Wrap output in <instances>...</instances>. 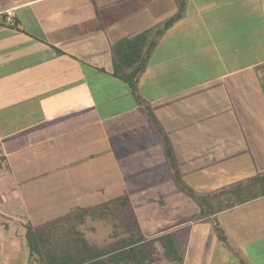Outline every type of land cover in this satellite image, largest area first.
Listing matches in <instances>:
<instances>
[{
	"label": "crops",
	"instance_id": "obj_1",
	"mask_svg": "<svg viewBox=\"0 0 264 264\" xmlns=\"http://www.w3.org/2000/svg\"><path fill=\"white\" fill-rule=\"evenodd\" d=\"M184 1V15L156 38L137 92L149 94L146 90L154 83L161 87L174 75L183 105L190 103L201 85L214 96L208 107L217 113L212 110L214 115L199 136L170 134L180 129L178 114L172 116L171 107L155 101L144 104L164 128L177 166L192 168L188 173L179 170L193 190L204 194L264 173V0ZM178 10L176 0H0V206L16 198L14 187L19 183L14 175L29 159L40 160L43 167L44 160L57 156L65 165L68 160L92 159L102 152L114 160L111 174H118L120 167L128 166L118 159L134 161L130 166L143 169L151 166L148 160L162 156L158 137L144 132L148 120L142 106L114 72H132L156 32ZM225 19L226 24L218 27L217 21ZM201 46L204 50L212 47L213 53H206L205 58L212 56L220 63L219 70L212 65L215 71L206 75L203 84L184 69L190 63L193 70L191 58L197 57ZM198 116L191 109L190 124L202 122ZM201 142L207 158L197 157ZM141 160L145 163L138 164ZM160 164L155 161L152 168ZM37 169L41 174L48 172ZM8 173L13 177H7ZM137 203L131 202L134 207ZM0 215V231L24 240L21 228L11 229L19 216ZM189 215L181 212L166 222L185 224ZM217 221L229 247L220 242L212 222L190 223L180 236L187 243L182 264H186L184 258L193 259L187 264H210L209 258L215 255L231 262L237 259L231 248L245 255L243 250L249 246L251 253L254 246L256 253L262 250L254 262L264 264V198L223 212ZM182 226L150 235L173 229L180 232ZM217 244L221 246L200 248ZM190 245L195 252L190 253ZM24 250V261L14 260L15 264L26 263Z\"/></svg>",
	"mask_w": 264,
	"mask_h": 264
},
{
	"label": "rangeland",
	"instance_id": "obj_2",
	"mask_svg": "<svg viewBox=\"0 0 264 264\" xmlns=\"http://www.w3.org/2000/svg\"><path fill=\"white\" fill-rule=\"evenodd\" d=\"M217 24L218 27L222 28L226 24V19L217 21ZM196 37L198 39L196 41L202 44L201 37ZM208 43L211 44V42ZM222 43L223 41L221 44ZM204 48L205 47L202 46L200 48L198 47L197 57L191 58V60H194L196 68L194 67V62L192 65L193 70L190 68V63H187V68H184L185 71L193 73V78L196 76L195 80L199 84H203L205 80L207 81L209 72L215 71V69L213 70V64H215L217 70H219L220 67L218 59H213L212 56L210 59L205 58L206 53H213V48L208 47L209 50H204ZM165 51L167 55L168 50L166 49ZM154 56L156 57V54H154L153 57ZM211 60L213 63L209 62ZM194 69H196L197 73ZM206 75L208 76L206 77ZM177 80L178 78H174L173 75L171 78H167L161 87L158 83H154V86L146 90L149 94L139 95L138 92L137 94L146 106L153 104V101H155L157 105L165 104L171 107L172 109L169 113H171L172 116L176 113L178 114L179 117H177L180 129H172V131L169 132L170 134H177L179 132L182 133V137L203 135L207 124L209 125V117L214 115L212 112L213 109H209L210 105L214 102V96L206 94L205 86L201 85L198 90L199 93L195 94L193 92L195 96L190 97L191 101L195 100L194 107H190L191 101L183 105L182 101H185L183 97L178 95L180 94V89L174 86ZM208 99L212 102L210 103ZM182 105L184 107H180ZM218 107L219 106L216 105L214 108L217 109ZM191 109H193L194 114H199L197 117L198 121L202 119V122H198V124L195 123L197 124L195 127H189L195 125L190 124ZM215 113L217 112L215 111ZM201 125L203 127H201ZM160 128L164 131L163 127ZM144 132L153 133L149 122L148 125L144 127ZM198 148V155L195 154L194 156L196 157L197 155V157L207 158L202 142L198 144ZM175 155H173V160L175 162V169L179 173L180 180L186 188L192 189L188 177L183 176V173L192 171V168L183 169L178 167ZM162 156H158L156 160H148V162L146 160L151 166L148 168L144 166L143 169L130 166V164H134V161H130L126 158L122 159V161L118 159L119 163L123 162V164L128 165L127 167H120L118 174H111L113 170L110 169V164L111 162L113 163L114 160L107 158L102 152L97 153L96 158L92 159L88 158L86 160L83 158L68 160L69 162L65 165L60 163L57 156L50 158L51 160H44L43 167H41L40 160L29 159L23 163L21 168L16 170L19 175H14L13 180L19 183L14 187L16 189L14 192H17L15 195L16 198L5 201L2 206H0V213L8 216L10 215L9 217L12 216V218L19 216L17 218L18 223L14 221L11 222V229L15 230L19 229V224L31 223L32 226H36L55 220L65 215L70 209L79 207L81 203L94 205L95 203L105 202L106 199L126 195L132 201L138 202L135 208L137 209V215L141 212L139 217L142 222L141 227L143 229L142 231H144V235L148 233H161L166 227L176 226V223H167V219L171 217H180L181 212L184 215L190 214L189 217H192L193 213L196 212V207L190 195L178 191L179 189L176 184L170 178V169L164 152ZM155 161H157V163L161 162V164L160 166L152 168ZM163 162L167 163V165ZM140 163H145V161L141 160L138 164ZM100 166L103 167L101 168ZM37 168L47 169L46 171L48 172L46 174H41L42 171ZM179 169L183 173H181ZM49 170H53V172H49ZM6 176L13 177L10 173L6 174ZM165 186L167 187L165 188ZM79 197L80 199H76ZM0 223H2L1 215ZM82 230L85 232L90 242H94L99 246H106L110 241L109 237L113 234L114 226L100 221H89L83 226ZM180 236L182 237V234H180ZM205 241H210V239H206ZM179 242L181 247L183 245V253L185 252L186 254L187 243L185 239H179ZM194 245L198 250L200 245L199 240H196ZM218 246H221V244L215 246L207 245L206 247L201 245L200 248L215 249ZM251 248L252 246H249L243 250L245 255L234 248L231 249L233 250L232 252H235L238 256L243 258L246 264H256L254 261L257 259L255 258L261 256L263 252L261 250L259 253H256L254 246V253H251ZM24 249L23 239L18 236H6L3 234V231H0V264H15L14 260H18L19 262L24 261L22 259V252H25ZM189 249L190 253L195 252L193 246L190 245L188 250ZM227 252L228 250H226V253ZM189 260L193 261L192 258L188 260L184 258V263L186 262L187 264ZM236 260V258H232L231 262H222L221 257H217L216 255L209 258L210 264H237ZM24 264H27V261Z\"/></svg>",
	"mask_w": 264,
	"mask_h": 264
},
{
	"label": "trees",
	"instance_id": "obj_3",
	"mask_svg": "<svg viewBox=\"0 0 264 264\" xmlns=\"http://www.w3.org/2000/svg\"><path fill=\"white\" fill-rule=\"evenodd\" d=\"M176 1L179 4L178 12L156 32L142 61L132 72L120 70L114 72V75L128 85L136 103L142 106L153 133L160 140L170 169V178L176 184L178 191L190 195L196 212L192 217L186 218L185 224L180 222L176 224L178 227L183 225L184 228L180 232H175L177 229H173L159 236H151V233L144 235L139 217L141 212L137 215V209L131 204L132 200L126 195H121L97 206L76 207L62 217L40 225L19 224V229L24 230L27 264H182L183 249L179 239H181L180 233L188 231L186 225L202 219L208 220L212 222L220 242L228 246L226 237L218 225L217 216L264 198V173L204 194L186 188L175 169L174 156L167 135L137 94L139 76L149 53L156 45V38L180 20L184 14L185 1ZM0 17L2 19V16ZM0 161H3V158ZM1 167L0 162V169ZM89 221H100L114 226L113 234L109 237L110 241L106 246H99L88 240L82 228ZM236 257L239 264H246L237 254Z\"/></svg>",
	"mask_w": 264,
	"mask_h": 264
}]
</instances>
